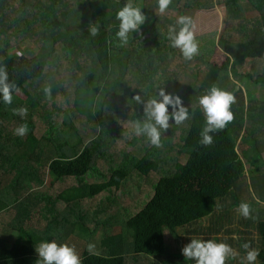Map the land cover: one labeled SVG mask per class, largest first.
<instances>
[{
    "label": "trees",
    "instance_id": "16d2710c",
    "mask_svg": "<svg viewBox=\"0 0 264 264\" xmlns=\"http://www.w3.org/2000/svg\"><path fill=\"white\" fill-rule=\"evenodd\" d=\"M133 3L146 19L121 46L117 0H0V66L17 89L11 104L0 101V264H38L41 241L72 238L94 245L81 264H194L176 244L182 236L219 242L220 230L203 231L200 222L227 198L237 212L241 203L250 208L246 218L238 213L230 240L241 254L245 242L257 249L264 264V192L255 195L246 181V165L264 153V0H170L162 14L156 0ZM216 7L224 60L211 53L191 72L199 58L186 61L171 48L168 27ZM247 60L249 72L237 73ZM212 85L233 94V119L204 146L197 98ZM160 87L181 99L189 118L170 120L155 147L130 122ZM21 107L23 118L13 114ZM21 124L22 137L14 133ZM126 130L136 136L132 148L115 154Z\"/></svg>",
    "mask_w": 264,
    "mask_h": 264
},
{
    "label": "clouds",
    "instance_id": "9594fccd",
    "mask_svg": "<svg viewBox=\"0 0 264 264\" xmlns=\"http://www.w3.org/2000/svg\"><path fill=\"white\" fill-rule=\"evenodd\" d=\"M157 10L164 13L170 0H156ZM146 17L141 8L134 3L128 2L120 7L115 13V20L118 21L115 31V38L121 46L126 45L134 32H138L140 26L144 23ZM193 21L188 16H178L174 25H170L167 30V39L169 46L178 49L181 56L186 61L199 54L198 41L194 36ZM96 28L91 29V35H96ZM16 85L9 81L8 73L3 66H0V101L4 104H11L12 94L16 91ZM47 94V89H45ZM132 100L140 104V96H133ZM234 103V96L230 91H226L215 85L209 87L205 94L197 98V105L202 110L204 124L200 130V141L204 146L213 142L214 134L223 130L225 126L233 119L230 105ZM27 110L23 107L13 109L14 115L23 118ZM189 118V110L178 96L166 93L163 87H160L156 94L143 101V117L130 122L132 132L137 135H143L148 142L155 147L160 146L161 133L168 129L169 121L180 125ZM27 132V126L21 124L14 133L18 136H24ZM255 198V197H254ZM257 203H260L257 200ZM249 205L241 203L239 212L245 218L249 215ZM245 250L242 257V264H258L257 257L259 252L255 248H250L245 242L241 246ZM94 245L88 244L87 251L94 253ZM38 264H81V258L77 255L73 247L67 244H57L55 240L41 241L36 247ZM182 256L194 264H225L226 259L235 258L238 253L224 242L214 240H203L191 238L189 242L181 248Z\"/></svg>",
    "mask_w": 264,
    "mask_h": 264
},
{
    "label": "rangeland",
    "instance_id": "374dc122",
    "mask_svg": "<svg viewBox=\"0 0 264 264\" xmlns=\"http://www.w3.org/2000/svg\"><path fill=\"white\" fill-rule=\"evenodd\" d=\"M117 1L123 4L130 2V0H117ZM131 2L133 3V0H131ZM222 18H223L222 11L220 8L217 7L210 11H200L195 14V17L193 19V25H194L193 31H194V36L198 41L199 54L194 56L192 59L198 57L199 60L196 61L195 66H191L189 68L191 72H194L196 68L203 67L204 62L209 58L211 53L212 54L214 53L213 58L215 62L224 60V54L217 46L218 35L222 30ZM32 46H33L32 50L36 51L38 46L36 44H33ZM15 52H16L15 49H11L9 51L10 54H13ZM250 64L251 62L247 60L239 70H236V72L241 74L248 73L250 70ZM228 72L229 75L231 76V79L234 80L233 77L234 71H232V69L229 67ZM245 92H246L247 100L250 101V96H247L249 91L245 90ZM71 139H74V137H72ZM135 139L136 136L132 132L128 130L123 131L122 134L114 141L112 145L115 154L117 153L120 155H125L126 153H128L131 150L132 142H134ZM108 160L109 161H107L106 163L107 166H112L113 165L112 159L108 158ZM246 181L248 183V187H250L249 190L250 191L252 190L255 193V195H257V190L264 192V153L261 155V160L254 158L250 164L246 165ZM242 191L244 190L241 188H236V192L241 193ZM134 200L135 203L137 204L136 201L141 202L143 200V196H138L136 193V197L134 196L132 198V202ZM230 202L231 200L229 198L225 199L222 202H219L216 207L217 209L215 210L213 215L201 221L200 225L202 226L203 231H205V228L208 226H213L218 228L220 231L218 232V234H216V236L219 238V242H224L228 244L238 253V255L235 258H232L231 261L226 259L225 264H239V257L244 256V254L240 253L239 247L236 245L235 241L230 240V238H236L238 236L237 234L234 233V230L236 229V222H234V220L238 219L239 212H237L235 208H232V206L229 205ZM111 205L114 208L120 207L119 204L115 201H111ZM132 205L131 208L135 206ZM138 207H141V205L139 204ZM218 216H221V218L224 217L226 219H224L223 221L222 220L219 221ZM230 217H231V221H228ZM193 228H197V226L195 225L193 226ZM115 231H118L117 227L115 228ZM201 237L203 238L204 235L202 234ZM247 238H251L255 240L256 239L255 233L251 231V233ZM188 239L189 238L187 236L186 237L182 236L180 238L179 243L176 244L177 248L181 250V248L187 244ZM63 244H67L73 247V249L75 250V252L79 257L82 255L83 250H87V242L85 245L83 239L72 238L66 240L65 242H63ZM174 246L175 245L171 243V247L174 248Z\"/></svg>",
    "mask_w": 264,
    "mask_h": 264
}]
</instances>
